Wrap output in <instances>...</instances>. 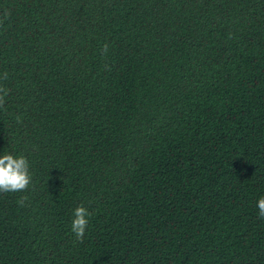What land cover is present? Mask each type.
I'll return each mask as SVG.
<instances>
[{
  "label": "trees",
  "instance_id": "1",
  "mask_svg": "<svg viewBox=\"0 0 264 264\" xmlns=\"http://www.w3.org/2000/svg\"><path fill=\"white\" fill-rule=\"evenodd\" d=\"M0 87V264H264V0H0Z\"/></svg>",
  "mask_w": 264,
  "mask_h": 264
},
{
  "label": "clouds",
  "instance_id": "2",
  "mask_svg": "<svg viewBox=\"0 0 264 264\" xmlns=\"http://www.w3.org/2000/svg\"><path fill=\"white\" fill-rule=\"evenodd\" d=\"M9 13H5V18ZM109 51V45L105 43L101 52L107 55ZM8 78V73L3 74V79ZM9 91L6 88L0 87V108H3L5 104V97L9 95ZM18 122L20 118H17ZM33 175L30 171V165L26 157L15 156L13 154L5 153L0 156V192H20L27 191L32 184ZM27 197H21L17 203L23 206ZM257 207L259 209V217L264 218V197H261L257 201ZM92 213L89 212L83 204L79 205L74 211V219L71 223V231L75 234V238L79 242H83L85 237V231L89 225V218Z\"/></svg>",
  "mask_w": 264,
  "mask_h": 264
}]
</instances>
